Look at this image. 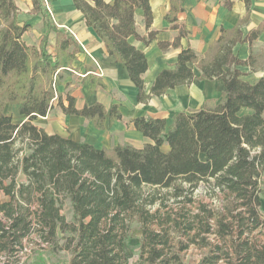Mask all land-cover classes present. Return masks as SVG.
Here are the masks:
<instances>
[{"label": "trees", "instance_id": "1", "mask_svg": "<svg viewBox=\"0 0 264 264\" xmlns=\"http://www.w3.org/2000/svg\"><path fill=\"white\" fill-rule=\"evenodd\" d=\"M72 1L108 54L127 68L139 103L191 84L195 71L200 79L223 81L225 91L214 106L180 112L170 125L164 119H134L135 129L154 142L143 149H97L48 135L33 121L53 110L55 74L78 45L58 30L40 0H32L33 12L42 17L47 34L39 47L26 45L22 37L30 25L18 21L16 0H0V264H24L20 255L30 238L37 250L69 253V264H130L125 244L135 237L147 264L180 262L192 245L207 250L199 264H264L259 238L264 233V78L250 83L238 70L255 69L263 56L251 49L243 61L233 53L237 43L252 48L264 23L245 38L239 29L222 30L203 57L182 49L175 69L161 71L146 93L147 58L128 40L147 46L157 40L153 31L141 35L136 24L140 11L147 31L151 28L150 0ZM186 1L171 0L166 20L179 33L172 43L159 42L162 51L179 49L189 35L177 25ZM245 2L249 14L250 0ZM50 33L57 38L54 53ZM89 79L93 93L103 87ZM57 98L65 115L83 117L99 130L108 113L121 118L116 105L109 111L99 103L78 109L70 95L67 106ZM7 105L17 106L26 121L15 123L5 113ZM203 183L218 208L196 194Z\"/></svg>", "mask_w": 264, "mask_h": 264}, {"label": "crops", "instance_id": "2", "mask_svg": "<svg viewBox=\"0 0 264 264\" xmlns=\"http://www.w3.org/2000/svg\"><path fill=\"white\" fill-rule=\"evenodd\" d=\"M24 1L25 9H22L19 0H16L18 21L21 25L25 23L30 25L22 41L28 46L39 47L42 37L47 34V29L42 17L33 12L32 0ZM40 1L58 30L71 36L78 45L76 51L73 52L71 49L68 57L62 59V67L58 70L56 80L53 110L47 117H39L33 121L34 125L48 135H59L75 142H84L97 149L111 150L124 145L143 149L154 142L135 129L132 123L134 119L140 117L164 119L170 125L178 113L197 111L205 105L212 107L221 99L225 91L223 81L200 79V73L195 71L197 78L191 84L169 90L161 97H153L148 103H139L138 89L130 80L127 68L108 54L104 42L86 25L84 15L77 10L73 1ZM105 2L110 4L113 0ZM170 4L171 0H150L153 23L148 31L142 12L138 11L136 14L139 33L147 35L153 31L157 33V40L148 46L134 38L128 40L147 58L149 68L143 75L146 93H150L161 71L175 69L182 49L190 47L197 56L203 57L218 41L222 30L239 29L245 38L264 23V0H250L249 14L245 0H187L183 4V11L178 14L177 25L179 28H186L189 35L181 40L179 49L170 48L168 51H162L158 46L159 42L172 43L179 33V30H173V25L166 20ZM247 14L248 22L243 23ZM48 39L49 52L54 53L56 34L50 33ZM251 49L254 55H262V59L253 70L251 67H238V70L246 75L243 77L244 80L255 83L264 78V34L253 43L252 48L249 43H237L233 53L245 61L249 58ZM90 77L103 85L96 86L95 93L92 91ZM67 95L76 100L78 109L99 103L109 111L112 105H116L121 118L111 119L108 113L104 128L96 129L91 121L76 115H65L61 111L57 96H62L64 105L67 106ZM5 113L12 116L17 124L26 121V118L20 115L17 106L7 105ZM242 113L251 112L243 110ZM163 150L168 151L169 148L164 146Z\"/></svg>", "mask_w": 264, "mask_h": 264}, {"label": "rangeland", "instance_id": "3", "mask_svg": "<svg viewBox=\"0 0 264 264\" xmlns=\"http://www.w3.org/2000/svg\"><path fill=\"white\" fill-rule=\"evenodd\" d=\"M25 4L26 1L24 0H19V6H22V9H25ZM55 78H54V84H55ZM11 106V105H10ZM11 109V107H8ZM262 193H261V198H262V206H261V213L264 217V172L262 174ZM205 188L206 184H201V188L197 191V195H201V200L203 203H206L208 205H211L213 207L218 208L219 207V202L218 200H211L207 195H205ZM191 210L193 212H196V207H191ZM134 226H138L135 224ZM35 238V237H33ZM260 240L264 242V233L261 235ZM213 242H216V239L214 236H211L210 239ZM31 238L27 239L24 241V245L26 247V250L20 255L22 262L24 261V264H69L70 261V254L67 253L66 251H62L57 253L56 255L48 253V251H40L37 250L36 246L32 244ZM140 238L135 237L131 239L129 242L125 244V251L127 253L129 263L130 264H147V261L145 258L141 259V249H140ZM36 251V253L33 251ZM167 255L170 254L169 249L166 251ZM207 253L206 249H199L198 247L192 245L190 248L181 253L180 257L181 260L180 262L174 263V264H199L203 258V256ZM173 264V263H172ZM219 264H225L223 262Z\"/></svg>", "mask_w": 264, "mask_h": 264}, {"label": "built area", "instance_id": "4", "mask_svg": "<svg viewBox=\"0 0 264 264\" xmlns=\"http://www.w3.org/2000/svg\"><path fill=\"white\" fill-rule=\"evenodd\" d=\"M57 75H58V71H57V73H56V75H55V82H56V80H57ZM53 87H54V89L56 88V83L53 84Z\"/></svg>", "mask_w": 264, "mask_h": 264}]
</instances>
